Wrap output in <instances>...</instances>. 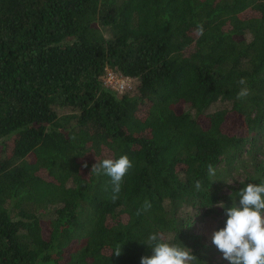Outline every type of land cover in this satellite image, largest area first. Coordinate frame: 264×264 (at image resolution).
Listing matches in <instances>:
<instances>
[{
    "label": "trees",
    "instance_id": "1",
    "mask_svg": "<svg viewBox=\"0 0 264 264\" xmlns=\"http://www.w3.org/2000/svg\"><path fill=\"white\" fill-rule=\"evenodd\" d=\"M263 135L264 0H0V264H141L153 233L230 264L195 222L264 179ZM125 154L113 202L90 170Z\"/></svg>",
    "mask_w": 264,
    "mask_h": 264
},
{
    "label": "clouds",
    "instance_id": "2",
    "mask_svg": "<svg viewBox=\"0 0 264 264\" xmlns=\"http://www.w3.org/2000/svg\"><path fill=\"white\" fill-rule=\"evenodd\" d=\"M203 33V25L198 24L196 34L202 36ZM238 84L241 87L236 93V99L243 100L249 95L250 90L245 78L241 77ZM87 166L85 162L83 167ZM132 167V161L125 154L118 159L96 160L90 172L96 176L110 177L111 199L115 202L119 198L123 178ZM208 175H215L212 165H208ZM195 186L199 189L200 182L197 181ZM238 201V204L233 201L231 207L225 208L227 216L225 226L213 232L212 243L230 264H264V179L259 183H247L240 188ZM219 206L225 207L222 202ZM150 208V201L145 200L136 214L140 215ZM142 243L151 247L153 254L142 256L141 264H193L197 260L190 249L169 243L161 234H150L147 241ZM121 252L122 246H117L113 253L119 256Z\"/></svg>",
    "mask_w": 264,
    "mask_h": 264
},
{
    "label": "rangeland",
    "instance_id": "3",
    "mask_svg": "<svg viewBox=\"0 0 264 264\" xmlns=\"http://www.w3.org/2000/svg\"><path fill=\"white\" fill-rule=\"evenodd\" d=\"M224 106L223 102H215L211 107L210 110H213L218 107ZM10 145V144H9ZM263 151H264V135H263ZM108 153L104 152V155H107ZM262 158L264 159V153ZM90 159L94 160L95 157L91 156ZM224 172V170H223ZM41 175L45 174L44 170H40L39 172ZM242 169L239 168L237 171L236 170H231V172L228 174L227 172H224L225 177H226V182L227 185H235L239 180L242 178ZM223 191H229L227 187H224ZM184 213H194L196 212L193 208H184L183 209ZM194 216V215H193ZM217 216L215 215H203L202 217L200 216L197 221L195 222V228L198 233H200L203 236V239L206 243L212 242V234L216 229L217 226Z\"/></svg>",
    "mask_w": 264,
    "mask_h": 264
},
{
    "label": "built area",
    "instance_id": "4",
    "mask_svg": "<svg viewBox=\"0 0 264 264\" xmlns=\"http://www.w3.org/2000/svg\"><path fill=\"white\" fill-rule=\"evenodd\" d=\"M104 86L110 90L122 93L133 88L134 79L111 68H105L101 76Z\"/></svg>",
    "mask_w": 264,
    "mask_h": 264
}]
</instances>
